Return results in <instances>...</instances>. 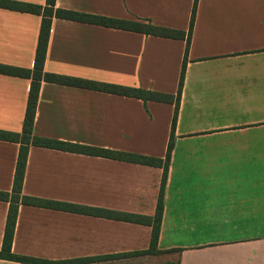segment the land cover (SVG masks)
Masks as SVG:
<instances>
[{
    "label": "crops",
    "instance_id": "0c3cea01",
    "mask_svg": "<svg viewBox=\"0 0 264 264\" xmlns=\"http://www.w3.org/2000/svg\"><path fill=\"white\" fill-rule=\"evenodd\" d=\"M45 6L46 0H18ZM56 8L188 31L196 11L153 227L21 204L12 252L78 264H264V0H56ZM42 16L0 6V64L34 69ZM186 39L52 17L44 72L176 95ZM33 78L0 72V129L21 132ZM175 104L40 80L38 136L164 158ZM20 143L0 139V191ZM163 167L31 146L25 195L154 216ZM9 202L0 200V249ZM0 264H32L0 258Z\"/></svg>",
    "mask_w": 264,
    "mask_h": 264
},
{
    "label": "trees",
    "instance_id": "16d2710c",
    "mask_svg": "<svg viewBox=\"0 0 264 264\" xmlns=\"http://www.w3.org/2000/svg\"><path fill=\"white\" fill-rule=\"evenodd\" d=\"M56 0H46V5L35 4L31 2H23L18 0H0V6L18 11L30 12L42 16V23L40 29V36L37 46L34 69L19 68L14 66H7L0 64V72L11 75L32 77L33 82L30 90L29 100L26 107L23 129L21 132L6 131L0 129V139L9 140L20 143V149L16 164V171L14 176V185L12 192L0 191V200L9 202V211L6 220V227L4 233V240L2 248L0 249V258L11 259L20 262L32 264H78L85 263L99 259L96 257H84L68 260H48L35 258L27 255H20L12 252V242L14 231L18 216V209L21 204L49 207L60 210H68L73 212L93 214L98 216H106L125 221L139 222L151 225L153 227L150 246L146 250L138 252L120 253L103 256V258H111L115 256L131 255V254H146L156 253L157 242L160 235L161 223L164 211V190L168 176L169 163L171 158L172 148L174 146V131L176 127L179 101L184 81L187 52L192 36L193 25L196 11H192L190 27L188 31L181 29H174L170 27L160 26L152 23L148 19H123L110 17L94 13H85L80 11L56 8ZM60 17L65 19H72L76 21H83L108 27L133 30L145 34H152L171 38L186 39V50L182 72L180 76L179 88L176 95L158 92L151 89H144L142 87H135L129 85H120L114 83L100 82L80 77L66 76L56 73L44 72V61L46 57V50L50 36V28L52 17ZM44 78L47 81L56 82L66 85H75L85 88H93L97 90L117 93L138 97L143 100H156L162 102H169L175 104V111L172 119L171 133L167 146V152L164 158L155 156H148L143 154H136L125 152L121 150L102 148L92 145L75 143L56 138L38 136L34 133V122L36 115V107L38 101V92L40 87V80ZM31 146H41L48 148L61 149L66 151H73L84 154H91L109 158H116L122 160H129L137 163L163 167V176L158 196L157 209L154 216H146L140 214H133L127 212L113 211L108 209L96 208L85 205H78L73 203L55 201L50 199H43L40 197L25 195L22 192L23 180L25 177V169L28 158L29 149Z\"/></svg>",
    "mask_w": 264,
    "mask_h": 264
}]
</instances>
